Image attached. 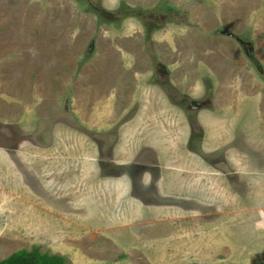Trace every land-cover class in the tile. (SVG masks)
Segmentation results:
<instances>
[{"label": "rangeland", "instance_id": "rangeland-1", "mask_svg": "<svg viewBox=\"0 0 264 264\" xmlns=\"http://www.w3.org/2000/svg\"><path fill=\"white\" fill-rule=\"evenodd\" d=\"M67 1L68 32L77 33L83 14L92 25L65 67L47 78L38 53H0L18 75L0 88V261L38 248L63 264H264V30L254 31L264 29V0H246L254 1L247 14L244 0ZM130 8L145 14L122 16ZM101 35L112 44L130 36L143 43L138 56L119 50L113 86ZM249 75L257 93L243 87ZM194 84L200 93L190 99L206 102L198 113L179 99ZM47 119L56 123L43 148L33 137ZM110 134L116 145L106 160L96 140ZM153 147L158 168L147 159L121 166ZM150 169L161 176L153 214L149 193L136 187ZM128 185L138 199L123 200ZM169 196L177 202L163 199ZM24 221L30 228L16 243Z\"/></svg>", "mask_w": 264, "mask_h": 264}, {"label": "crops", "instance_id": "crops-1", "mask_svg": "<svg viewBox=\"0 0 264 264\" xmlns=\"http://www.w3.org/2000/svg\"><path fill=\"white\" fill-rule=\"evenodd\" d=\"M253 3L254 1L247 2L246 0H244V3L242 5L244 7L245 14L252 10L249 9V5ZM71 16L72 7L71 3L67 0H0V53L2 55L11 53L13 54L15 52L17 54L38 53L41 57L38 58V60L40 61L38 69L42 71V74L43 71H47V74H45L47 78L48 76H53L50 70H53L60 66L61 68L65 67L64 57L70 53L69 50H71V48L80 47L81 44H83V38L87 35V31L91 29V15L83 14L77 21V33H74L72 28H69L68 32V19ZM200 17L202 20V16ZM242 18L244 19L243 16ZM263 30L264 29L259 28V25H256L254 27L255 33H261L263 32ZM129 38H131L130 42L125 40V37H123V39H118L115 44H112L111 37L107 38L103 35L99 36V38L96 40V42L98 41V43H100V47L102 48L103 52L105 50V53H110L109 57L111 62H109L110 65L107 69L110 73V75L108 73L107 77V81L109 79L110 86H113L115 83H119V72L121 70V64L119 62V58L121 56L120 51L125 52L120 41L124 40L126 41L128 47L136 48L138 54L140 46L143 44L140 39L133 38V36H130ZM217 43L223 45L226 44L225 41H217ZM158 46L161 47L163 45ZM117 47H119V49ZM162 48L164 49V52L162 51L161 53H163L164 56L167 54L171 55V52L168 53L166 51V47ZM221 49L223 55H225L226 48L223 47ZM125 53L129 54L130 52L126 51ZM61 58H63V60L60 62ZM11 64H13V61L0 59V88L6 84L12 86L14 80L18 78L17 71L14 75L9 72ZM17 68L18 67L14 69L17 70ZM145 74H147V72ZM195 74L197 77L201 76L197 69ZM37 76L36 78H38ZM62 76H64V73L62 74ZM173 81H175V79H173ZM241 82H243V80H241ZM258 84V81L254 77L249 75V77L244 80L243 87L248 91L247 93L252 94V92L257 93L256 89L258 87ZM123 85L125 86V83H123ZM195 85L196 84H194L192 86L193 88L191 89H185V91H182V93L187 96H194V94L196 95V93L199 94L200 88H195ZM18 149H20V145ZM76 178V175H72V187H76ZM93 179L94 178H90V183ZM26 193L28 194V192ZM15 196L16 198L18 197L17 194H15ZM125 197L126 196L124 195L123 200L126 199ZM25 198L26 202H28L29 198L27 196H25ZM153 209L155 210L150 212V214L159 211L158 208ZM17 225L18 228H20V231L16 232V234L14 233L13 240L16 241V243L19 242L21 244L22 242L18 236L23 230H28L30 228L29 221L17 223ZM49 233L50 229L48 230V234ZM82 259L83 258L79 259L78 264H87L84 263V259ZM87 262L89 264H94V262H96V264L100 263L97 259H87Z\"/></svg>", "mask_w": 264, "mask_h": 264}, {"label": "flooded vegetation", "instance_id": "flooded-vegetation-1", "mask_svg": "<svg viewBox=\"0 0 264 264\" xmlns=\"http://www.w3.org/2000/svg\"><path fill=\"white\" fill-rule=\"evenodd\" d=\"M149 19H152V20H158V19L159 20H162V18L159 17V16H156V17H152L151 16V17H149ZM237 41L240 43V45L245 50L246 46L244 44H242L239 41V39H237ZM120 43L123 45L122 47H123V50L125 52L126 51H129L130 52L129 54H131L132 56H138V53H137V49L136 48L128 47L126 41H124V40L120 41ZM144 45H145V47L147 49V53H150L151 54V52L149 51V47L151 46V41L148 39L147 45L145 43H144ZM158 67H160V66H158ZM161 71L162 70L160 68H158V72H161ZM161 74H164V76H165V71L163 70ZM120 87H121V85H120ZM179 99H180V102L181 101H187V100H189L188 101L189 102V105H187V106L185 105L187 111H188V109L189 110L190 109H196L197 110V113H198V111H201V107L206 103L205 100H204V102L194 101V100L190 99L189 96H187V95H185L183 93H180ZM62 113H65V111H63ZM62 113H60L61 117H65L64 114H62ZM197 117H198V115H195V114H193L192 116L189 115L187 117L188 122L190 121V124L192 125L191 126L192 127V130H193L194 127H196L195 129H197V126H196V119H197ZM48 120L49 119L44 120L42 122V127H41L40 131H38V133H40L46 127V125L48 124ZM52 137H53V135H52ZM41 141H42V138L39 137V138H37V140H34L33 142L37 146H39L38 143L41 142ZM96 143H97V145H99L98 147L100 148V151H98L100 157H102V158L104 157L106 160L109 159V158H113V149L115 147L114 146V144H115V137L113 136V134H110V135H98V138L96 140ZM146 149H148L150 152H144V153H142L140 155L139 159H137L136 161H132L131 163L130 162L129 163L126 162V163L121 164V166L123 168L124 167L126 168L127 166H130L131 164H133L135 167L136 166L143 167V164H144L143 162H145L143 159H147V161H149V162H147V166L149 168H155V167L158 168L156 166V163H155V157H154V155L158 159H159V157H158V154H156V151H154L155 150L154 147L153 148H145V149H143V151L146 150ZM111 150H112V156H109ZM143 151H141V152H143ZM153 171H154V169H150L149 171H146V172H140L139 175H137L138 182H137L136 187H137V189L139 188L138 191L144 190L146 193H149V197H150L149 199L150 200H148L147 202H145V204L147 206L153 205V206H155L154 208L157 209V208H160V205H155V204H156V202H158V198H161L162 197V194L159 191L160 190V186H159V183H158V179L161 176H160V173H153ZM128 177L131 178L130 175ZM126 189L127 190L124 189L125 190L124 194L125 195H128V197L127 196L125 197L126 199L127 198H131V197H132L131 198L132 200L138 199L137 198L138 195L137 196H135V195L133 196V194L131 193V192H133L134 189L130 185H128L126 187ZM163 199H165V201H168L170 204L173 203V200L174 199L176 200V202L178 200L177 196H174V197H171V196H169V197H163ZM185 200L187 201V199H185ZM148 203H152V204H148ZM161 205H164V204H161ZM172 207L173 208H177V205H174Z\"/></svg>", "mask_w": 264, "mask_h": 264}, {"label": "trees", "instance_id": "trees-1", "mask_svg": "<svg viewBox=\"0 0 264 264\" xmlns=\"http://www.w3.org/2000/svg\"><path fill=\"white\" fill-rule=\"evenodd\" d=\"M144 14L145 11L140 8H130L122 12V16H133L138 19ZM0 264H63V259L56 255L42 254L38 248H33L30 251H17L1 260Z\"/></svg>", "mask_w": 264, "mask_h": 264}, {"label": "water", "instance_id": "water-1", "mask_svg": "<svg viewBox=\"0 0 264 264\" xmlns=\"http://www.w3.org/2000/svg\"><path fill=\"white\" fill-rule=\"evenodd\" d=\"M67 117H71L72 119V116L71 114H67L66 115ZM55 123V120L53 119H49L48 120V124L46 125V127L38 134H36L33 139L34 140H37V138L41 137L42 138V141L38 143V145L40 147H43V148H46L49 146L51 140H52V133H53V124Z\"/></svg>", "mask_w": 264, "mask_h": 264}]
</instances>
